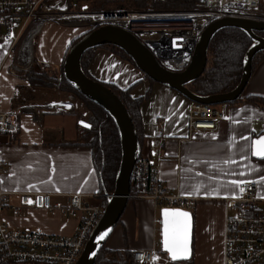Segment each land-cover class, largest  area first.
I'll use <instances>...</instances> for the list:
<instances>
[{
    "label": "crops",
    "instance_id": "obj_1",
    "mask_svg": "<svg viewBox=\"0 0 264 264\" xmlns=\"http://www.w3.org/2000/svg\"><path fill=\"white\" fill-rule=\"evenodd\" d=\"M84 33L82 29L46 23L34 39V61L50 67L59 78L69 45ZM8 47L0 38V112L51 101L72 108L43 114L39 121L21 115L14 141L0 135V164L5 170L0 189L9 195L0 208V223L12 229L69 237L75 233L79 218L68 217L55 205L64 208L69 195H81L89 205L105 209L107 199L99 191L91 150L78 145L73 104L57 98L55 89L30 87L26 73L12 74ZM88 72L95 80L120 89L138 83L131 92L133 98L143 96L149 88L143 73L104 49L94 52ZM246 96L264 97V61L251 74L242 94ZM191 103L177 91L154 83L140 108L144 136L140 157L158 168L165 188L192 205L190 260L172 262L167 256L160 264H222L224 201L235 198L239 187L246 183H256L257 196L264 198V160L252 156L253 141L264 136L263 111L245 102L226 104V118L215 131L190 132ZM32 194L49 195L53 210L23 205L21 196ZM105 248L129 255L153 249L166 254L161 251L157 203L128 197L120 224L113 229Z\"/></svg>",
    "mask_w": 264,
    "mask_h": 264
},
{
    "label": "built area",
    "instance_id": "obj_2",
    "mask_svg": "<svg viewBox=\"0 0 264 264\" xmlns=\"http://www.w3.org/2000/svg\"><path fill=\"white\" fill-rule=\"evenodd\" d=\"M89 0H0V38L8 47L14 75L27 73L33 65V43L49 22L89 32L101 26L119 27L142 42L157 62L172 72H182L189 65L203 31L213 22L230 18L264 22V0H193L189 9L147 10L115 8L91 10ZM175 41V42H174ZM70 104L51 101L40 106L24 105L0 112V135L10 141L20 130L19 117L29 115L39 121L41 115L69 111ZM226 104L191 103L188 116L190 132L215 131L226 118ZM0 164V177L4 173ZM130 198L151 199L159 209L191 211L188 199L165 188L158 168L143 157L137 158L131 174ZM9 195L0 189V208ZM110 195H103L109 199ZM21 203L53 210L49 195H22ZM226 218L222 264H264V198L257 196V184L239 187L235 198L224 201ZM70 218H79L75 233L69 237L22 231L0 223V264H76L84 247L102 218L104 208L91 206L81 195H69L66 207L55 205ZM167 258L159 250L136 251L139 264H160Z\"/></svg>",
    "mask_w": 264,
    "mask_h": 264
},
{
    "label": "water",
    "instance_id": "obj_3",
    "mask_svg": "<svg viewBox=\"0 0 264 264\" xmlns=\"http://www.w3.org/2000/svg\"><path fill=\"white\" fill-rule=\"evenodd\" d=\"M225 28H234L244 32L252 41L243 59L242 78L239 84L231 91L206 97H199L191 93L187 85L202 75L206 66L207 51L214 35ZM256 32L264 33V22H255L240 19H220L210 24L201 34L193 52L189 65L182 72H172L162 67L150 50L129 32L111 25L101 26L89 31L77 41L68 51L62 65V74L65 80L72 85L85 98L100 106L113 120L120 140L121 159L115 178L114 192L106 201L105 209L99 223L90 235L81 257L76 264H95L96 257L103 247L118 220L123 214L130 193V180L134 164L141 155V147L138 143L131 118L123 104L108 88L101 83L89 79L81 68L83 54L91 49L103 45H111L122 50L135 64L136 68L155 83L167 86L185 97L188 101L205 105H220L233 103L243 94L245 86L251 77V62L260 51H264V38L257 36ZM175 42V41H174ZM78 125L89 129L90 125L84 121H78ZM264 138L260 136L254 141ZM253 141L252 156L255 159L264 160L255 156ZM167 213V215H166ZM173 213H187V217H176ZM186 220L188 233V252L185 256L173 260L171 253L165 245V230L169 240L174 220ZM161 251L166 253L172 262H186L192 256L193 216L190 211L172 208L160 210Z\"/></svg>",
    "mask_w": 264,
    "mask_h": 264
},
{
    "label": "trees",
    "instance_id": "obj_4",
    "mask_svg": "<svg viewBox=\"0 0 264 264\" xmlns=\"http://www.w3.org/2000/svg\"><path fill=\"white\" fill-rule=\"evenodd\" d=\"M126 1H131L134 8L147 10L189 9L194 4L193 0H89L88 5L91 10H104L110 5L124 8ZM87 33L89 32H85L71 42L66 55L72 46ZM256 35L264 38V33L256 32ZM251 44V39L241 30L225 28L218 31L210 41L204 72L195 81L187 85L188 90L199 97L224 94L233 90L242 78L243 59ZM97 49L111 52L136 68L133 61L122 50L111 45H103L86 51L81 58V68L89 79L97 81L88 72L89 64ZM263 61L264 51H260L252 59L251 74ZM25 79L29 86L34 89H55L62 100L74 105L71 113L77 119L78 145L91 150L92 163L99 180L100 194L102 196L112 195L120 165L121 150L118 131L111 117L100 106L76 91L65 80L62 69L58 78L57 73L50 67L40 65L33 60V65L25 74ZM144 79L149 82V88L143 96L138 98L131 96L132 90L138 83H134L126 89H120L114 84L97 81L116 95L123 104L131 118L139 145H142L144 140L140 108L149 98L151 86L155 83L145 75ZM239 102L253 104L264 113V97L246 96L243 98L241 96L233 103ZM78 104L84 108L87 116L81 110L78 111ZM80 120L89 124L90 128L86 129L78 125ZM118 224H120V219ZM132 255L124 251H108L104 244L96 257L95 264H138L133 261Z\"/></svg>",
    "mask_w": 264,
    "mask_h": 264
},
{
    "label": "snow or ice",
    "instance_id": "obj_5",
    "mask_svg": "<svg viewBox=\"0 0 264 264\" xmlns=\"http://www.w3.org/2000/svg\"><path fill=\"white\" fill-rule=\"evenodd\" d=\"M255 151L254 155L260 158H264V138L254 141ZM167 215V213H166ZM176 217H187V213H173ZM188 233L186 220L181 221L179 219L173 221L171 240H169L167 223L165 230V245L167 251L171 253L173 260L177 257L185 256L188 252Z\"/></svg>",
    "mask_w": 264,
    "mask_h": 264
},
{
    "label": "rangeland",
    "instance_id": "obj_6",
    "mask_svg": "<svg viewBox=\"0 0 264 264\" xmlns=\"http://www.w3.org/2000/svg\"><path fill=\"white\" fill-rule=\"evenodd\" d=\"M127 7H132V8L134 7L131 1H126V2H125V4H124V8H127ZM115 8H118V7H116V6H114V5H110V6L107 7V9H115ZM56 93H57V91H56ZM57 95H58V94H57ZM56 97H57V96H56ZM57 98L61 99L59 95H58ZM73 107H74V105H73ZM80 110H81L82 112L85 113L84 108H82V107L78 104V111H80ZM85 116H87L86 113H85ZM129 194H130V193H129ZM110 196H111V195H110Z\"/></svg>",
    "mask_w": 264,
    "mask_h": 264
},
{
    "label": "flooded vegetation",
    "instance_id": "obj_7",
    "mask_svg": "<svg viewBox=\"0 0 264 264\" xmlns=\"http://www.w3.org/2000/svg\"><path fill=\"white\" fill-rule=\"evenodd\" d=\"M92 30H93V29H92ZM92 30H91V31H92Z\"/></svg>",
    "mask_w": 264,
    "mask_h": 264
}]
</instances>
